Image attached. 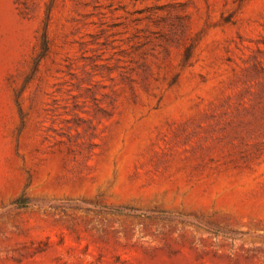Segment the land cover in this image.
<instances>
[{"label": "rangeland", "instance_id": "374dc122", "mask_svg": "<svg viewBox=\"0 0 264 264\" xmlns=\"http://www.w3.org/2000/svg\"><path fill=\"white\" fill-rule=\"evenodd\" d=\"M0 264H264V0H0Z\"/></svg>", "mask_w": 264, "mask_h": 264}]
</instances>
